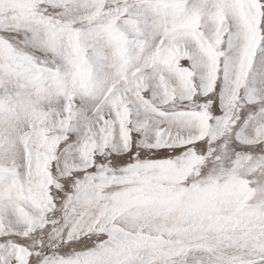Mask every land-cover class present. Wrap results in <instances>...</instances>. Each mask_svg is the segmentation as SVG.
<instances>
[{
    "label": "snow or ice",
    "instance_id": "1",
    "mask_svg": "<svg viewBox=\"0 0 264 264\" xmlns=\"http://www.w3.org/2000/svg\"><path fill=\"white\" fill-rule=\"evenodd\" d=\"M0 264H264V0H0Z\"/></svg>",
    "mask_w": 264,
    "mask_h": 264
}]
</instances>
